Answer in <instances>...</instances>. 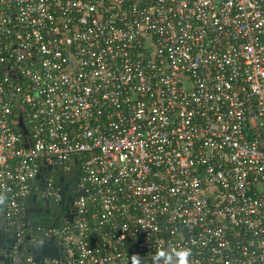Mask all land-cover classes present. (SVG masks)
Wrapping results in <instances>:
<instances>
[{
	"label": "built area",
	"instance_id": "obj_1",
	"mask_svg": "<svg viewBox=\"0 0 264 264\" xmlns=\"http://www.w3.org/2000/svg\"><path fill=\"white\" fill-rule=\"evenodd\" d=\"M0 228L19 264H264V0H0Z\"/></svg>",
	"mask_w": 264,
	"mask_h": 264
},
{
	"label": "flooded vegetation",
	"instance_id": "obj_2",
	"mask_svg": "<svg viewBox=\"0 0 264 264\" xmlns=\"http://www.w3.org/2000/svg\"><path fill=\"white\" fill-rule=\"evenodd\" d=\"M50 173L56 175L58 173L60 174L61 171L58 168H54L50 170ZM63 184L64 185L61 191V200L58 203H56L52 199L43 198L39 194H36L34 199H29L25 207V216L26 218L28 216V221L30 222L29 227L39 225V221L42 217L45 216H48V218L53 219V221L57 223L63 217L70 215V213L74 211L75 200L79 194L78 177L72 173H68L67 175L65 174V177L63 178ZM29 202L31 203L28 204ZM27 209H31L32 212L27 214ZM13 234L15 233L12 231L8 235H6L5 238L0 236V256L4 255L7 249V244L5 243L6 239H11L13 237ZM19 248H21L20 245H18L16 250L18 253ZM9 252H11V255H13L14 249L12 248L11 250H9Z\"/></svg>",
	"mask_w": 264,
	"mask_h": 264
},
{
	"label": "water",
	"instance_id": "obj_3",
	"mask_svg": "<svg viewBox=\"0 0 264 264\" xmlns=\"http://www.w3.org/2000/svg\"><path fill=\"white\" fill-rule=\"evenodd\" d=\"M37 177H39V175H37ZM60 180L62 181L63 178L60 177ZM34 198H35V194L31 196V200ZM30 203L31 202H29L28 204ZM31 212H32L31 209H27L26 211L27 214ZM67 217L70 219V215H68ZM29 223L30 222L28 221V216H27L26 225H28ZM10 232L11 231L0 228V236H2L3 238H5V236L8 235ZM26 239H28V237H26ZM16 241H17V237L15 234H13V237L11 239H6L5 243L7 244V249L5 251V254L0 256L1 264H18L12 262V258L9 252V250L13 248V245L15 244ZM59 249L60 246L56 245L54 237H50L48 240L41 242L37 246L30 247L28 249V252L32 255L35 264H42L40 260L43 256L48 258L58 259L61 256L60 253L58 252Z\"/></svg>",
	"mask_w": 264,
	"mask_h": 264
},
{
	"label": "clouds",
	"instance_id": "obj_4",
	"mask_svg": "<svg viewBox=\"0 0 264 264\" xmlns=\"http://www.w3.org/2000/svg\"><path fill=\"white\" fill-rule=\"evenodd\" d=\"M191 255V249L187 247L162 248L155 253L152 264H190ZM131 264H141V258L134 255Z\"/></svg>",
	"mask_w": 264,
	"mask_h": 264
},
{
	"label": "trees",
	"instance_id": "obj_5",
	"mask_svg": "<svg viewBox=\"0 0 264 264\" xmlns=\"http://www.w3.org/2000/svg\"><path fill=\"white\" fill-rule=\"evenodd\" d=\"M51 221H52L51 218H48V216H45V217L41 218V220L39 221V224L49 225L52 223ZM28 228H30V227L28 226ZM18 251L20 254H28L29 253L27 249L23 248V246H21V248H19ZM0 264H1V261H0Z\"/></svg>",
	"mask_w": 264,
	"mask_h": 264
}]
</instances>
